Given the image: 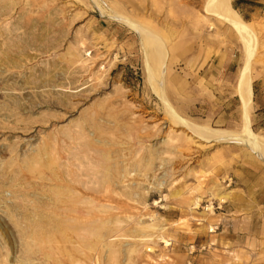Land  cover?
<instances>
[{"label":"rangeland","instance_id":"374dc122","mask_svg":"<svg viewBox=\"0 0 264 264\" xmlns=\"http://www.w3.org/2000/svg\"><path fill=\"white\" fill-rule=\"evenodd\" d=\"M205 2L0 0V264L23 261L25 241L28 264H264V162L228 138L243 45ZM233 3L256 36L249 118L264 136V0ZM112 11L168 37V103L225 134L172 120Z\"/></svg>","mask_w":264,"mask_h":264},{"label":"bare ground","instance_id":"6f19581e","mask_svg":"<svg viewBox=\"0 0 264 264\" xmlns=\"http://www.w3.org/2000/svg\"><path fill=\"white\" fill-rule=\"evenodd\" d=\"M111 18H116L117 21L122 24L130 27L131 29L137 31L141 37L143 54L145 58V72H146V82L153 88V90L159 95L161 102L166 109L167 113L170 115L172 120L176 123L183 124L191 129L193 132L202 136L203 138H212L215 136H220L225 134L224 132L217 130H210L206 127L196 126L181 119L172 109L168 103L166 97L164 96L163 89L159 84L163 79V66L168 50L166 48L165 42L168 37H162L156 34L154 31L147 27H143L139 24L128 20L124 15L118 14L112 11ZM204 14L207 16L213 17L216 21L224 24L232 33H235L243 45L244 58L243 65L238 71L237 86L236 92L239 97L241 112H242V129L241 135L237 136H228L229 139H232L234 142L244 145L249 148L251 151L255 152L257 157L261 158L264 162V136H260L253 132L250 125L249 110L252 103V79L249 75V65L251 58L253 57L255 46H256V36L250 27L249 23L244 21L236 10L231 5V0H206L204 4ZM205 21V20H203ZM211 28V27H209ZM212 29V28H211ZM51 164L47 162L46 165ZM67 189V188H66ZM64 194L63 192L58 193ZM229 192L218 191L216 196L219 200L224 203L226 198L229 196ZM197 205V204H196ZM36 232L33 234L34 242L38 245H41L42 242L47 241L46 238V223H37L35 225ZM71 228L70 224L57 225L56 233L60 236L59 239L67 238V231ZM212 232V229L210 230ZM22 235L23 241L27 240V236ZM50 240L52 238H49ZM48 239V240H49ZM25 246L27 248L26 257L19 264H28L31 263L30 253L33 254L34 251L30 246L28 241H25ZM99 244V241L96 240L95 243H90L89 241L82 242V246H94ZM165 246H169L170 243L167 240H164ZM90 249V247H88Z\"/></svg>","mask_w":264,"mask_h":264},{"label":"trees","instance_id":"16d2710c","mask_svg":"<svg viewBox=\"0 0 264 264\" xmlns=\"http://www.w3.org/2000/svg\"><path fill=\"white\" fill-rule=\"evenodd\" d=\"M236 1H242V0H236ZM232 6H233V8H234L235 10L237 9V7H236V3H233Z\"/></svg>","mask_w":264,"mask_h":264},{"label":"crops","instance_id":"0c3cea01","mask_svg":"<svg viewBox=\"0 0 264 264\" xmlns=\"http://www.w3.org/2000/svg\"><path fill=\"white\" fill-rule=\"evenodd\" d=\"M254 2H256V1H254Z\"/></svg>","mask_w":264,"mask_h":264}]
</instances>
